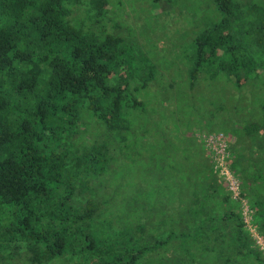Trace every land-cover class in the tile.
<instances>
[{"label":"trees","instance_id":"1","mask_svg":"<svg viewBox=\"0 0 264 264\" xmlns=\"http://www.w3.org/2000/svg\"><path fill=\"white\" fill-rule=\"evenodd\" d=\"M214 2L222 17L193 42L189 86L204 68L241 88L264 69V0ZM108 8V0H0V264H264V174L226 161L246 221L201 139L171 159L170 177L162 155L172 137L134 145L139 133L144 144L152 135L132 112L144 110L134 91L153 68L103 29ZM260 111L246 131L264 154V98ZM131 145L146 170L159 148L162 169L150 170L152 185H135L138 197L148 193L135 217L124 204L110 209L98 178L110 179L124 159L116 151Z\"/></svg>","mask_w":264,"mask_h":264},{"label":"rangeland","instance_id":"2","mask_svg":"<svg viewBox=\"0 0 264 264\" xmlns=\"http://www.w3.org/2000/svg\"><path fill=\"white\" fill-rule=\"evenodd\" d=\"M239 1L263 3V0ZM108 2L109 11L104 19L103 29L120 35L129 52L153 68V80L145 88L134 91L135 96L144 102V110L136 109L132 112L136 118L135 125L139 126L138 130L145 129L148 124L152 135H146L148 138L145 137L147 139L144 144V135L139 133L134 138L138 139L136 141H139V144L134 145L138 149L158 146L160 143L157 139H160V136L176 140L195 137L206 144L205 141L213 135L218 143L225 145V152L229 154L230 160H237L244 168L251 165L250 171L264 174L260 166L264 154L257 141H251L252 137L257 136H249L246 131V126L259 124L261 121L260 101L264 98V69L241 88H237L225 74L210 78L208 71L202 68L195 86H189V70L192 59H195L193 42L196 36L222 17L214 0ZM134 145H131V151H116L118 156L124 159L120 161L122 167L115 166L114 175L110 179L104 175L98 178L101 182L100 190L108 198L110 209H120L124 204L130 213L127 215L133 214L135 217L139 214V203L144 207L145 195L148 196L147 191H142V196L135 195V185L139 181L147 186L152 185L155 175L151 171L154 172L155 168L157 173L162 169L156 165V158L161 155L157 151L151 152L156 156L153 163L151 162V169L136 166L138 156L132 150ZM115 146L124 147L122 144ZM182 146L180 143H165L166 150L162 155H166L165 161L171 158L168 157L171 149L175 151ZM231 149H234V153ZM231 152L235 154L234 158L230 156ZM205 153L211 165L218 162L219 154H214L215 150L210 144L205 148ZM173 157L176 160L182 158L181 153H176ZM231 170L235 173L234 169ZM215 172L226 184L220 168ZM242 204L246 206V198ZM132 205L136 206L134 210ZM133 211L135 213H132ZM256 238L263 246L261 238L257 235Z\"/></svg>","mask_w":264,"mask_h":264},{"label":"built area","instance_id":"3","mask_svg":"<svg viewBox=\"0 0 264 264\" xmlns=\"http://www.w3.org/2000/svg\"><path fill=\"white\" fill-rule=\"evenodd\" d=\"M206 147L211 145L212 148H214L215 153L219 154L218 162L213 164V168L216 170L220 168L221 174L224 176V180L226 181L227 189L232 193L233 197H238L241 201H243V197L240 196V188H239V181L237 175L231 170L229 166L226 165V161L229 158V154L225 149V145L223 143H218L216 139H214L213 135H210L209 138L205 141ZM221 166V167H220ZM243 213L245 215L246 221L249 219V212H248V204L244 206L242 204Z\"/></svg>","mask_w":264,"mask_h":264},{"label":"crops","instance_id":"4","mask_svg":"<svg viewBox=\"0 0 264 264\" xmlns=\"http://www.w3.org/2000/svg\"><path fill=\"white\" fill-rule=\"evenodd\" d=\"M193 139V138H192ZM197 139V138H196ZM173 141H171V139H170V143H180V144H182L183 146L182 147H180L179 149H177V150H173V149H171L170 150V155H168V157H171L169 160H167V161H165V166L166 167H168L167 169H166V173H167V175H168V172H169V177L171 176V174H173V175H175V174H177V171L176 170H178V169H175V167H174V163H173V161L171 160L172 159V157H173V155L174 154H176V153H183V151L185 152V153H188V151L190 150V148L192 147L193 148V146H191V142H190V140L191 139H189V138H183L182 140H184V141H177L176 139H172ZM158 141V140H157ZM156 142V141H155ZM167 143V142H166ZM202 145V144H201ZM197 149V148H196ZM159 150V148H157V149H155L154 151H158ZM199 151H201V153H203L204 152V154H205V148L203 147L202 148V150H199ZM165 152V151H164ZM168 152H169V150H168ZM204 154H202V155H204ZM233 156H234V154H233ZM204 157H205V155H204ZM172 164V165H171ZM168 165V166H167ZM169 166H172V167H174L173 169H170V167ZM154 186L155 187H158V186H156V183L154 184ZM172 187H175V186H172ZM163 198V201L166 203V200L168 199V198H166V197H160L159 196V202L161 201V199ZM185 198H186V196H185ZM176 200H181V201H183V199H175V201Z\"/></svg>","mask_w":264,"mask_h":264}]
</instances>
